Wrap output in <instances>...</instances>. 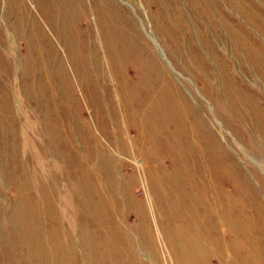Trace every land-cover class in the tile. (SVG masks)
I'll return each instance as SVG.
<instances>
[{
  "label": "rangeland",
  "instance_id": "rangeland-1",
  "mask_svg": "<svg viewBox=\"0 0 264 264\" xmlns=\"http://www.w3.org/2000/svg\"><path fill=\"white\" fill-rule=\"evenodd\" d=\"M0 264H264V0H0Z\"/></svg>",
  "mask_w": 264,
  "mask_h": 264
}]
</instances>
